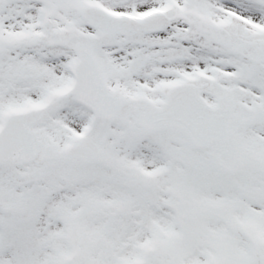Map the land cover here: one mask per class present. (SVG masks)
I'll return each instance as SVG.
<instances>
[{
	"label": "snow or ice",
	"instance_id": "snow-or-ice-1",
	"mask_svg": "<svg viewBox=\"0 0 264 264\" xmlns=\"http://www.w3.org/2000/svg\"><path fill=\"white\" fill-rule=\"evenodd\" d=\"M0 264H264V0H0Z\"/></svg>",
	"mask_w": 264,
	"mask_h": 264
}]
</instances>
